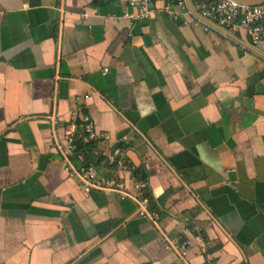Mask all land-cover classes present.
<instances>
[{
	"label": "crops",
	"instance_id": "0c3cea01",
	"mask_svg": "<svg viewBox=\"0 0 264 264\" xmlns=\"http://www.w3.org/2000/svg\"><path fill=\"white\" fill-rule=\"evenodd\" d=\"M164 7L0 0V264H264V38ZM77 99L105 137L89 161L129 163L157 225L64 171L47 117L65 128Z\"/></svg>",
	"mask_w": 264,
	"mask_h": 264
},
{
	"label": "built area",
	"instance_id": "2783aa9c",
	"mask_svg": "<svg viewBox=\"0 0 264 264\" xmlns=\"http://www.w3.org/2000/svg\"><path fill=\"white\" fill-rule=\"evenodd\" d=\"M122 1L130 9V12L124 14L125 19L132 23H142L150 19L151 0ZM174 7L179 11H175ZM164 11L172 20L201 26L205 32H209L212 26L229 32L243 31L254 46L259 45L264 38V4L249 7L233 0H172L165 3ZM106 72L107 70H104V73ZM76 102L77 109L73 111L69 125L65 128H62L61 120L56 115L47 117L54 138V147L64 162V171L77 180L84 193L103 192L122 201H131L136 204L137 215L140 218L157 225L160 216L151 207L147 196V183L135 181L132 189H128L121 177L130 174L134 179L133 168L129 163L118 162V177H103L87 159L86 153L78 150L77 138H80L82 144L89 145L105 137L97 132L91 116L84 113L83 100L77 99ZM60 129L62 138L58 141L56 138ZM120 154L121 150L115 149L114 157ZM111 162L114 163L115 160ZM186 248L187 244H182L181 251L185 253Z\"/></svg>",
	"mask_w": 264,
	"mask_h": 264
},
{
	"label": "trees",
	"instance_id": "16d2710c",
	"mask_svg": "<svg viewBox=\"0 0 264 264\" xmlns=\"http://www.w3.org/2000/svg\"><path fill=\"white\" fill-rule=\"evenodd\" d=\"M157 1H164L166 3V2H169V1H172V0H151L152 3L157 2ZM76 144H77V147H78L79 151H82V152L86 153L88 160L92 159L93 144H89V145L82 144L80 138L76 139ZM135 174H136V176H139V175H141V172L140 171H136ZM151 207H152V204H151Z\"/></svg>",
	"mask_w": 264,
	"mask_h": 264
},
{
	"label": "water",
	"instance_id": "95a60500",
	"mask_svg": "<svg viewBox=\"0 0 264 264\" xmlns=\"http://www.w3.org/2000/svg\"><path fill=\"white\" fill-rule=\"evenodd\" d=\"M234 2L249 7L260 6L264 4V0H233Z\"/></svg>",
	"mask_w": 264,
	"mask_h": 264
}]
</instances>
